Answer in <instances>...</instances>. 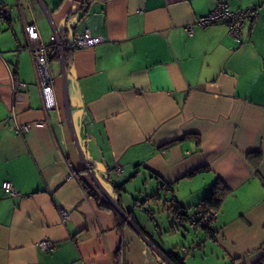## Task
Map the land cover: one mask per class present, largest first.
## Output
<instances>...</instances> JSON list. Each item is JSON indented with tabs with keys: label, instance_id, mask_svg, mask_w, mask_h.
<instances>
[{
	"label": "crops",
	"instance_id": "crops-1",
	"mask_svg": "<svg viewBox=\"0 0 264 264\" xmlns=\"http://www.w3.org/2000/svg\"><path fill=\"white\" fill-rule=\"evenodd\" d=\"M222 1L253 12L238 42L224 23H196ZM0 5V264H172L166 253L184 264L264 261V0L93 5L88 13L105 14V41L71 48L65 70L52 54L49 111L24 25H35L43 44L54 30L73 44L82 3ZM16 82L26 84L22 101L13 95ZM133 184L144 199L173 198L187 215L216 184L228 195L207 228L171 216L166 230L148 229L116 205L125 208L116 188ZM44 239L51 251L40 250Z\"/></svg>",
	"mask_w": 264,
	"mask_h": 264
},
{
	"label": "built area",
	"instance_id": "built-area-1",
	"mask_svg": "<svg viewBox=\"0 0 264 264\" xmlns=\"http://www.w3.org/2000/svg\"><path fill=\"white\" fill-rule=\"evenodd\" d=\"M5 15L3 6L0 5V24L3 21ZM253 12L251 9H243L238 11H232L227 2L222 1L209 12L207 15L199 17L196 21L197 25L204 28L213 24L224 23L228 27V33L232 39L239 41V35L244 24L252 19ZM105 24L104 12H92L85 14L75 27L73 45L75 49L89 48L97 44H101L105 41V38L100 34L102 27ZM192 28H187V33L190 35ZM24 33L27 39V44L32 57L35 74L37 77V84L39 86V92L43 108L45 111H49L55 108V101L52 92V86L50 78L43 74L42 68H47L51 60V50H54L58 54L63 69L65 70L64 58H63V46L60 41L59 34L54 30L49 37L48 44L41 42L39 32L35 25H24ZM26 84L23 82H16L13 84V95L15 100L22 101L26 98L25 92ZM15 131L24 134L28 131L27 125H16ZM73 178V174L68 176V179ZM3 189L11 197H17V192L7 182L3 183ZM166 194L169 193V188L163 186ZM62 217H67L65 212H61ZM216 216L215 210H210L207 213L195 211L188 215L186 223L190 229L204 228L209 222H211ZM40 250L51 251L53 244L50 240L44 239L38 243Z\"/></svg>",
	"mask_w": 264,
	"mask_h": 264
},
{
	"label": "trees",
	"instance_id": "trees-1",
	"mask_svg": "<svg viewBox=\"0 0 264 264\" xmlns=\"http://www.w3.org/2000/svg\"><path fill=\"white\" fill-rule=\"evenodd\" d=\"M105 1L106 0H80V2L82 3V10H83L82 17L89 12V9L93 5L104 4ZM60 41H61V44L63 46L64 63H65V65H68L69 50H72L71 48H74V45L72 43L68 44L65 41H62L61 37H60ZM51 54L56 55L58 57V54L56 52H54V50H51ZM254 156H256L258 158V160H259L260 154H255ZM250 158H251V156H250ZM191 175H194V173L191 174ZM82 186H83L84 189H86L88 194H90V195L95 197V195L93 194L91 189L87 187L86 183L82 182ZM116 189H117V191H122L123 187L122 186H118ZM227 195H228V190L225 189L224 187L220 186L219 184H216L212 188L210 194L207 197H205L203 200H201L200 203L196 206V211H200L202 213H207L210 210L217 211L218 208L220 207L221 203L223 202V200L225 199V197ZM160 200H161V198L159 197V195L154 194L152 196L146 197L141 202V204L146 205V203H148L150 201L154 202V201H160ZM116 205L122 211V213L128 219H130L133 223H135V225L138 227V225L136 224V222L132 218V211H127L118 202H116ZM100 206L105 208V209H108L110 211H113L117 216H119L118 213L116 212V210L114 208H112L109 204L100 203ZM167 211L169 213V217L172 216L174 221H179L180 223H184L186 221L187 216H188L187 213H186V210H183L173 200V198H171V200H169V207H168ZM149 215H151V213ZM211 222H209L204 228H207ZM166 257L172 264H184L183 257H181V256H179V255H177L175 253H166ZM262 263H264V261H260L257 264H262Z\"/></svg>",
	"mask_w": 264,
	"mask_h": 264
},
{
	"label": "rangeland",
	"instance_id": "rangeland-1",
	"mask_svg": "<svg viewBox=\"0 0 264 264\" xmlns=\"http://www.w3.org/2000/svg\"><path fill=\"white\" fill-rule=\"evenodd\" d=\"M123 190L124 191L121 195L124 201V207L134 213L142 227L145 226L150 229L151 226L154 227L155 223L161 225L165 230L170 227L172 220H169V213L167 211L169 207V201L165 195L160 194V201H155L154 203L144 205L141 204L146 195L144 194L146 192L143 187L138 188L136 184H133L127 186ZM140 194L143 195L140 196ZM148 213H151V215ZM154 237L156 239L159 238L158 235H155ZM165 238L168 239V237Z\"/></svg>",
	"mask_w": 264,
	"mask_h": 264
},
{
	"label": "water",
	"instance_id": "water-1",
	"mask_svg": "<svg viewBox=\"0 0 264 264\" xmlns=\"http://www.w3.org/2000/svg\"><path fill=\"white\" fill-rule=\"evenodd\" d=\"M42 72H43V74L45 73V75H47L49 78H50V73H49V68L47 67V68H42Z\"/></svg>",
	"mask_w": 264,
	"mask_h": 264
}]
</instances>
